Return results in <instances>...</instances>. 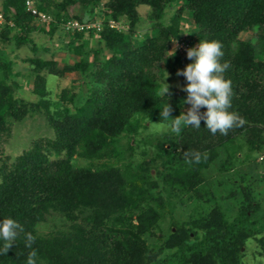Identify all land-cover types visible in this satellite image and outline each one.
I'll return each mask as SVG.
<instances>
[{"label":"trees","instance_id":"1","mask_svg":"<svg viewBox=\"0 0 264 264\" xmlns=\"http://www.w3.org/2000/svg\"><path fill=\"white\" fill-rule=\"evenodd\" d=\"M32 2L52 18L43 26L34 25L25 0H0V46L32 52L23 61L36 96H19L21 73L0 54V136L8 120L29 112L42 113L53 136L36 139L7 171L0 167V219L11 217L23 228L16 244L0 254V264H26L32 249L38 264H243L247 252L241 248L249 242L255 243L254 264H264V215H256L251 187L239 186L242 198L229 214L204 184L218 160L221 170L238 161L248 162L251 174L264 172V0ZM141 6L148 7L149 26L139 33ZM69 20L82 26L68 29L66 48L77 58L59 67L53 50L32 34L53 36ZM111 20L127 28L111 26ZM182 22L191 26L181 39L187 49L199 40L221 42V62L230 64L224 73L233 89L230 110L245 123L213 135L202 120L200 129L162 131L148 141L141 136L149 129L143 122L167 125L173 119L160 118L166 100L170 115L184 113L183 87L167 85L161 95V77L166 71L175 76L182 59L166 55ZM68 72L78 77L53 96L48 77ZM123 137L129 140L122 147ZM192 200L198 203L187 217L172 212ZM52 213L65 225L39 232ZM163 220L169 221L166 230L159 226ZM27 234L35 237L32 249L25 247Z\"/></svg>","mask_w":264,"mask_h":264},{"label":"rangeland","instance_id":"2","mask_svg":"<svg viewBox=\"0 0 264 264\" xmlns=\"http://www.w3.org/2000/svg\"><path fill=\"white\" fill-rule=\"evenodd\" d=\"M0 11L2 12L1 9ZM69 11L73 13L75 11L74 6H72ZM139 12L141 15V20L138 24L137 32L140 33L143 32L149 26V20L147 16L148 7H139ZM183 14L186 16V13ZM4 21L5 18L3 15L2 22ZM94 23L97 29L101 27V22L99 21V19H96ZM43 24V22H40L37 19L34 22V25L36 27L43 26ZM110 25L122 29L127 28L126 25L119 22H115L113 20L110 21ZM190 27L191 26L189 23L182 22L179 40H173L171 47L166 53V55L171 54V52L181 54L182 59L179 63L178 70L183 69L186 64L191 63V60L186 55L187 46L185 45L184 47L181 41V39L184 38V35L191 31V29H189ZM69 30L65 28L58 30L53 36H49L48 34H45L41 31H35L32 34L34 39L41 46L53 50V57L58 61L59 67L63 65V62H72L77 58L71 51L67 50L66 48V44L69 40L70 35V33H68ZM92 41V39L89 40L90 45L93 44ZM0 54H4L11 58L14 61L13 71L21 73L18 77V80L23 86V88L18 92L19 96L26 101L36 100V96L30 91L32 87L31 81L26 82L25 75L27 62L23 61V58L28 55H31L32 52L26 46L15 47L13 43H10L5 46H0ZM47 54L48 53L46 52V55ZM49 55L50 54H48L47 56ZM165 73L167 74L166 76H164ZM165 73L161 77L162 84L164 83L166 85H172L178 88L183 87L186 84V80L183 79L182 75H178L176 73L175 76H171L169 71H166ZM77 77L78 74L69 72L66 73L65 76L62 78H57L53 75L49 76L48 84L52 95L55 96V94L58 93L62 88L69 86L73 80H76ZM189 106L190 105H188L187 103L183 106L184 113H186L187 108ZM143 123H145L149 127V129H142L141 136L143 139L145 138L148 141L154 140L153 138L159 132H162L161 125H152L149 124L147 121ZM8 128L9 129L6 131V133L0 136V167L3 171H7L9 167H13L17 161V158L24 151L28 150L36 139L48 138L53 136L52 129L47 125L46 119L43 117L42 113L39 112H29L27 115H25V117L20 118L18 120H8ZM128 140L129 138L126 137L121 138L120 146H125ZM131 143L133 144L134 142L131 140ZM262 158L263 153L261 156H259L257 162L261 163V161H263ZM77 162L81 163L80 159H78ZM220 162L221 160H218L216 163L210 166L209 170L206 171V173L204 174V184L207 188L213 189L212 194L216 198L215 201L222 206L225 212L231 209L229 214H233V209H235V207L237 208L236 205L239 204L242 198V192L239 186L248 185L251 187L255 198L256 215H264V172L261 173V171H259L251 174L249 173V169L247 168L248 162L238 161L234 162L233 166H230L229 170H221ZM230 178H235L236 181H234V185L236 184L235 186H238L237 190L234 188V185H232L228 180ZM232 194H234L235 196H232ZM195 202L196 201L192 200L190 202H184V204H180L178 203V201H176L178 205L177 207H172V212L178 211L181 217L185 218L188 216L189 212L193 210V206L198 203ZM171 204L173 203H170V205ZM210 204L214 205L213 201H211ZM173 214L177 215L175 213ZM63 225H65V221L61 218H58L57 214L52 213L47 217L46 221L40 223L37 228L39 232L44 233L48 232L49 230H52L55 227L60 228ZM159 226L160 228L166 230L170 227L169 221L163 220L159 222ZM156 233L159 234L158 230H156ZM254 246L255 243L249 242L247 245H245V247L241 248V250H245L247 252V254H245L242 258L243 264H254L256 262V257L253 256Z\"/></svg>","mask_w":264,"mask_h":264},{"label":"clouds","instance_id":"3","mask_svg":"<svg viewBox=\"0 0 264 264\" xmlns=\"http://www.w3.org/2000/svg\"><path fill=\"white\" fill-rule=\"evenodd\" d=\"M174 53L171 52V55ZM191 63L177 71L186 79L182 91L186 93L184 102L190 105L186 113L172 116L171 106L166 102L160 108V118H173L170 124L161 125L162 131H171L180 134L182 128H201L204 126L213 134L227 135L233 127L243 126L245 120L238 113L231 111L233 89L232 83L225 78L224 73L230 68L227 61L221 62L224 53L222 44L218 40H199L195 47L186 50ZM165 73V72H164ZM167 74L165 73L164 76ZM162 96L166 97L169 88L163 83ZM201 108L205 110L200 111ZM23 228L21 224L11 217L0 219V254L16 244ZM35 237L31 234L25 236V247L32 249ZM26 264H38L37 252L32 249L27 257Z\"/></svg>","mask_w":264,"mask_h":264},{"label":"built area","instance_id":"4","mask_svg":"<svg viewBox=\"0 0 264 264\" xmlns=\"http://www.w3.org/2000/svg\"><path fill=\"white\" fill-rule=\"evenodd\" d=\"M25 5H26L27 10L30 11L34 16H36V19L38 21L46 23L51 20V17L48 14L37 11L32 0H25ZM2 21H3V14L0 11V23H2ZM64 25L67 30L73 29V28H77V29L82 28V26L76 20H73V21L69 20ZM87 27L89 26L87 25Z\"/></svg>","mask_w":264,"mask_h":264}]
</instances>
